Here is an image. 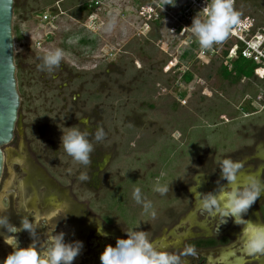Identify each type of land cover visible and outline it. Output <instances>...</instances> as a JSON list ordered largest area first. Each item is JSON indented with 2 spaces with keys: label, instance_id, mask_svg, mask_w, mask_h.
I'll return each instance as SVG.
<instances>
[{
  "label": "rangeland",
  "instance_id": "rangeland-1",
  "mask_svg": "<svg viewBox=\"0 0 264 264\" xmlns=\"http://www.w3.org/2000/svg\"><path fill=\"white\" fill-rule=\"evenodd\" d=\"M165 2L171 0H13L20 104L13 139L3 147L0 198L11 187L17 199L21 188L37 191L42 175L31 171L41 170L49 184L65 186L64 197L89 199L105 222L148 234L161 222L183 219L189 198L195 213L189 189L200 173L197 190L215 188L207 190L214 173L218 179V159L240 160L243 172L264 182V0H233L240 25L206 50L185 29L204 0ZM45 12L55 16L41 23ZM90 13L95 31L82 25ZM109 20L113 26L105 31ZM246 46L258 55L245 58L258 65L237 78L233 61ZM54 47L64 53L60 66L53 74L38 70L37 55ZM224 64L228 77L221 74ZM82 115L105 132L93 142L87 166L59 149L61 130L82 127ZM81 173L89 180L80 181ZM157 180L169 183L165 195L152 191ZM134 187L152 202L154 217L133 200ZM256 208L253 203L248 213L257 222ZM165 232H157L161 244ZM248 260L264 264L260 256Z\"/></svg>",
  "mask_w": 264,
  "mask_h": 264
},
{
  "label": "clouds",
  "instance_id": "clouds-1",
  "mask_svg": "<svg viewBox=\"0 0 264 264\" xmlns=\"http://www.w3.org/2000/svg\"><path fill=\"white\" fill-rule=\"evenodd\" d=\"M165 3L173 4L174 0ZM240 16L241 13L233 8V0H204L203 6L192 16L190 25L185 29L195 37L199 47L206 50L213 44L224 41L230 31L240 25ZM112 26L111 20L102 25L105 31L110 30ZM63 56V50L59 47L44 49L37 55L38 70L53 74V70L60 66ZM80 125L82 127L70 126L61 130L59 149L72 161L87 166L94 149L93 142H101L105 132L100 124H95L94 127L89 125L88 118L83 115L80 117ZM216 163L219 176L212 191L197 190L203 173L196 176L195 185L189 189L196 208L209 218H218L216 225L225 223L228 218L239 227L243 225L238 234L240 249L249 256L264 253V223L243 218V214L264 194V182L253 173L243 172V163L240 160L221 158ZM78 179L88 181L89 176L87 173H81ZM168 190L169 183L157 180L152 185V191L160 195H165ZM132 198L142 205L145 213L155 216L152 202L142 196L139 187L132 189ZM42 225L47 226L42 234L43 239L36 231ZM21 230L27 231L31 237L27 246H20L13 235H8ZM97 231L101 232L99 227ZM123 231L126 235L117 237L114 245L104 246L99 254L101 264H186L182 257L193 251L188 246L179 254L157 248L146 232L139 230L137 225ZM64 236L63 231H55V223L49 224L43 218L34 222L30 221L27 215H22L17 227L9 222L7 210L0 206V237H3L11 248L0 260V264H72L83 245L79 240L66 241Z\"/></svg>",
  "mask_w": 264,
  "mask_h": 264
},
{
  "label": "flooded vegetation",
  "instance_id": "flooded-vegetation-1",
  "mask_svg": "<svg viewBox=\"0 0 264 264\" xmlns=\"http://www.w3.org/2000/svg\"><path fill=\"white\" fill-rule=\"evenodd\" d=\"M15 168L17 171H23V168H20L18 164ZM31 172L42 176L44 174L41 170ZM215 175L216 173L211 177L213 182L208 183L207 190L215 186L213 184L216 178ZM42 176H39V180L44 183V186L43 184L41 185L42 188L37 186V191L30 190L29 187L26 189L21 188L23 192H21L22 197L20 199L11 197L15 191L14 188L11 187L5 190L7 195L0 198V206L7 210L9 222L18 227L20 217L27 215L30 221L38 222L43 218L49 224L55 223V231H63L66 241L79 240L82 242L83 247L80 254L75 257L72 264H101L99 254L104 246L106 244L114 245L117 237L126 235L124 231L116 232L118 226L123 230L122 225L113 221L107 223L101 217L95 215L92 207L88 205L89 199L78 200L74 199L75 197H64L63 189L65 186L49 184V178L45 175ZM92 188H95V186H92ZM199 191L204 192L205 188L202 186ZM50 193L51 195L47 197ZM60 195L61 198L58 197ZM188 196L194 199L192 195ZM254 203L257 207L258 221L264 223V212L262 213L259 210L260 206L264 204V194L258 197ZM189 209L190 198L189 205L184 209V214L187 215L183 219H180L182 216H179L175 222H170L171 220L161 222L158 227L148 231L147 236L157 248L179 254L184 251L186 246L190 247L193 250L192 253L182 257L186 264H244L249 261L248 257L257 259L260 256L264 259V253L249 256L240 249L238 234L240 227L242 228L243 225L239 227V225L232 222L231 218H228L223 224L216 225L218 218H209L197 208L195 213L192 214ZM243 218L253 220L248 210L243 214ZM164 225L169 226L163 229L162 226ZM98 227L104 234L97 231ZM46 228L47 226L42 225L36 230L41 239H43L42 234L46 231ZM124 229L126 230V228ZM160 231H166L164 235L167 239L163 241L164 244H161L158 238L161 235L158 234ZM8 235H13L20 246H27L31 242V237L24 230ZM10 251V246L5 243L3 237H0V260Z\"/></svg>",
  "mask_w": 264,
  "mask_h": 264
},
{
  "label": "water",
  "instance_id": "water-1",
  "mask_svg": "<svg viewBox=\"0 0 264 264\" xmlns=\"http://www.w3.org/2000/svg\"><path fill=\"white\" fill-rule=\"evenodd\" d=\"M13 0H0V180L4 166L3 147L12 141L20 97L13 58Z\"/></svg>",
  "mask_w": 264,
  "mask_h": 264
},
{
  "label": "trees",
  "instance_id": "trees-1",
  "mask_svg": "<svg viewBox=\"0 0 264 264\" xmlns=\"http://www.w3.org/2000/svg\"><path fill=\"white\" fill-rule=\"evenodd\" d=\"M90 44V40L87 39V41H85V44ZM240 51V50H239ZM258 64L256 62H254L252 60V58H245L243 56H241L240 53H238V56L236 58V60L233 61V75H235V77L239 78L240 76L243 77H249L253 74V70L256 68ZM222 76L224 77H228L229 76V70L226 66V64L223 65L222 67ZM185 80L189 79V74H186V76L184 75Z\"/></svg>",
  "mask_w": 264,
  "mask_h": 264
},
{
  "label": "built area",
  "instance_id": "built-area-1",
  "mask_svg": "<svg viewBox=\"0 0 264 264\" xmlns=\"http://www.w3.org/2000/svg\"><path fill=\"white\" fill-rule=\"evenodd\" d=\"M54 16L55 15L51 16L49 13H46V12L45 13H41L40 16H39V20H40L41 23L51 22V20H53ZM91 18H92V13L87 15L86 22L84 24H82V25L87 30L95 31L98 26L93 28V25L91 24L92 20H90ZM242 42H244V41H242ZM36 44L39 45V42L37 41ZM242 52L246 53V54H242L244 57L253 56V58H256V56L258 55V54H256L258 52H256V53L252 52L247 46H246L245 49H243Z\"/></svg>",
  "mask_w": 264,
  "mask_h": 264
},
{
  "label": "bare ground",
  "instance_id": "bare-ground-1",
  "mask_svg": "<svg viewBox=\"0 0 264 264\" xmlns=\"http://www.w3.org/2000/svg\"><path fill=\"white\" fill-rule=\"evenodd\" d=\"M254 46V45H253Z\"/></svg>",
  "mask_w": 264,
  "mask_h": 264
}]
</instances>
